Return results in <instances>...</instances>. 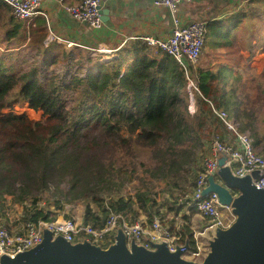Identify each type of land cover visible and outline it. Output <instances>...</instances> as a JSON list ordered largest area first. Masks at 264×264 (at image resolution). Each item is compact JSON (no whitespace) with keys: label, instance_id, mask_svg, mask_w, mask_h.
Wrapping results in <instances>:
<instances>
[{"label":"trees","instance_id":"16d2710c","mask_svg":"<svg viewBox=\"0 0 264 264\" xmlns=\"http://www.w3.org/2000/svg\"><path fill=\"white\" fill-rule=\"evenodd\" d=\"M10 9L0 0V18L1 11L8 14ZM245 9L229 25L206 22V45L229 46L233 31L244 18H249L245 32H253V28L261 32L264 0H249ZM250 17L257 18L258 24H252ZM8 19L11 27L5 40L21 38L26 22L14 16ZM47 29V19L37 18L31 23V41L50 57L44 63L64 62V73L56 69L49 73L43 63L24 68L5 65L0 59V203L8 195L16 202L33 201L27 219L56 218L50 217L52 211L37 206L38 195L53 190L57 208L65 202L91 200L94 206H86L84 223L94 228H102L111 211L131 221L144 213L152 223L162 213L149 183L157 180L173 195H180L179 203L169 206L178 209L203 171L205 158L198 162L200 150L216 136L234 142L235 136L214 109L228 111L240 130L253 138L264 136L259 127L264 68L253 75L252 84H238L242 73L227 63L192 69L199 89L193 91L196 111L192 113L185 70L146 39L125 43L109 59L82 46L52 54L50 42H45ZM251 40L249 36V47ZM20 101L42 111V119L4 111ZM132 179L142 180V185L127 194L125 188ZM179 233L183 240L193 237L188 226Z\"/></svg>","mask_w":264,"mask_h":264},{"label":"built area","instance_id":"2783aa9c","mask_svg":"<svg viewBox=\"0 0 264 264\" xmlns=\"http://www.w3.org/2000/svg\"><path fill=\"white\" fill-rule=\"evenodd\" d=\"M10 8L16 20L30 23L36 16L42 13L44 0H3ZM193 0H155L158 6L168 7L174 15V29L166 39L146 37L150 45L160 48L164 53L173 56L179 65L185 70L188 77V87L199 91L196 80L193 78L192 69H196L204 49L206 47L207 27L205 21H190L181 23L175 16L180 6ZM101 0H78L75 5L66 7V10L76 19L88 23L94 29H100L104 25L101 12ZM53 37H47L46 43ZM69 46L73 43L68 42ZM192 105L190 112L196 111V104L191 94ZM218 117L225 123L227 129L235 136L234 142L222 140L216 136L210 142V154L203 161V171L197 179L196 186L189 198L183 204L196 209L205 219L206 224L193 237H184L180 230L170 229L161 217H155L153 222L145 225L140 219L131 221L122 213L111 211L102 228H94L90 224L79 222L75 219L39 220L35 222L26 219L18 228H11L0 219V257L2 255L15 256L16 254L31 249L42 242L44 229L53 232L54 237L64 236L72 243L90 240L93 243L103 244L113 241V237L119 226H122L128 239H135L139 243L146 242L149 236L151 241H167L169 248L174 251L177 245L190 248L184 256L194 260H202L209 250V242L213 238L217 228H226L232 224L235 217L231 208L223 204L217 193L204 196V189L208 186V178L215 175L219 169L218 157L220 152L229 155L228 164L232 166L238 176L251 174L255 170L260 171L256 186L264 188V155L260 154L254 145L252 136L239 128L236 119L230 116L228 111L214 109ZM205 240H207L205 242Z\"/></svg>","mask_w":264,"mask_h":264},{"label":"water","instance_id":"95a60500","mask_svg":"<svg viewBox=\"0 0 264 264\" xmlns=\"http://www.w3.org/2000/svg\"><path fill=\"white\" fill-rule=\"evenodd\" d=\"M107 21L108 9L101 8ZM230 157L219 153V169L208 178L204 196L217 193L220 201L230 206L235 219L226 228H217L202 260L184 256L190 248L177 245L172 251L167 241H151L147 246L129 240L119 226L108 246L84 240L76 243L44 229L41 243L15 256L2 255L0 264H264V188L256 186L260 171L238 176Z\"/></svg>","mask_w":264,"mask_h":264},{"label":"crops","instance_id":"0c3cea01","mask_svg":"<svg viewBox=\"0 0 264 264\" xmlns=\"http://www.w3.org/2000/svg\"><path fill=\"white\" fill-rule=\"evenodd\" d=\"M77 1L44 0L42 13L30 22L34 24L39 17L47 19V37L49 34L50 37H53L50 39V49L53 48L52 54L69 53L70 50H76L82 46L92 53H100L103 59H109L116 56L118 51L129 41L145 39L146 37L166 39L174 29L173 13L168 7L156 5L155 0H101L102 8L108 9V14H106L108 20L104 21V25L100 29L92 28L88 23L76 19L66 10V7L75 5ZM248 1L193 0L181 5L175 16L180 18L181 23L224 21V24L229 25L236 14L246 11L245 7ZM68 42L73 43V45L69 46ZM259 56V61L256 58L250 62H247L249 59L240 61L233 57L221 62L229 64L236 70L235 72L241 73L242 68L249 66L250 63L252 68L257 70L260 67L258 70L261 71L264 67V52L260 53ZM242 80L246 82L248 79L242 77ZM253 140L256 150L264 154V136L259 139L253 138ZM160 210L165 224L168 227L173 226L170 227L173 230H181L188 226L193 233H196L206 224V219L188 204H184L178 209L176 207L175 210H171L170 207H164ZM84 215L85 213L77 215L75 218L79 222H84ZM139 219L145 225L150 224L147 215L144 213L140 214ZM19 225L14 224L12 226L11 224V228H18ZM149 238L146 236L145 240Z\"/></svg>","mask_w":264,"mask_h":264},{"label":"rangeland","instance_id":"374dc122","mask_svg":"<svg viewBox=\"0 0 264 264\" xmlns=\"http://www.w3.org/2000/svg\"><path fill=\"white\" fill-rule=\"evenodd\" d=\"M247 12L250 13V10ZM1 13L3 16L2 18H0V59H3L5 61V65H10L11 63H13L16 66L28 68L32 63H43L42 65L49 69V73L51 69H56L57 73L61 74L65 72V63L62 61L53 65H48V63H44L43 59L48 60L50 57L47 56L45 53L42 54L39 52L38 45L35 44L34 39H32L31 41V23L29 24L27 21H25L26 25L21 38L14 39L13 41L5 40L6 31L11 27L8 18L11 16L13 17V15L11 9L8 14L6 10L1 11ZM248 20L249 18H244L239 21L237 29L233 31L235 34L232 33L234 36L232 35V40L229 46L216 47L207 44L196 68H207L216 63H220L221 61L232 59L233 57L239 59L240 61H246L245 59H249V61L247 62L252 61L254 58H256L257 60L260 59L259 54L264 52V48L259 47L258 45H264V23L261 32H258L257 28H253V32H245L244 25L248 22ZM250 20L252 24H254L255 22L258 24L257 18L252 19L250 17ZM257 24L255 25L257 26ZM253 33L254 35H252ZM249 36L252 38L251 47H249L248 44ZM250 65L251 63L249 64V66L242 68L243 70L241 71L242 77H246L248 79L246 81L247 84H252L253 75L256 73H260L263 70L262 69L261 71H259L258 69H260V67H258L256 70ZM231 77L232 75L228 76V78ZM249 80H251V83H249ZM241 81L243 80H238V84H240ZM188 90L191 97V94H193V91L195 90L190 89L189 87ZM191 105L192 102L189 106ZM12 109L17 113H26L27 116L33 120H40L43 117L42 111L34 110L29 106V103L27 101H20L16 103L12 108H5L4 111L7 112ZM259 112L261 113L259 118V127L264 130V108L260 109ZM247 133L250 134V132ZM210 145L211 144L208 143L207 146L200 150V157L198 161L200 162V164L202 160L210 154ZM149 184L151 185V194L162 209H164V207H169L173 203H179V199L181 198V196L173 195L172 191L168 190L163 183H158L157 180H154ZM141 185L142 180L132 179V181H129V183L126 185L125 192L127 194L135 193L136 190L141 187ZM89 203L93 205L91 200H79L70 203L65 202L62 208H57L53 197V190L42 191L37 198V206H39L44 211H52L50 217H56L55 219L59 220L66 219V217H71L72 219L77 220L75 217H77V215H83V213H85L86 206ZM32 204L33 201L31 200H28L24 203L16 202L14 201V196L8 195L6 199L0 203V219L9 227H11V224L12 226L14 224H21L25 222V220L28 218V216L26 215V211L27 208H30L32 206ZM206 241L207 240H205V242Z\"/></svg>","mask_w":264,"mask_h":264},{"label":"bare ground","instance_id":"6f19581e","mask_svg":"<svg viewBox=\"0 0 264 264\" xmlns=\"http://www.w3.org/2000/svg\"><path fill=\"white\" fill-rule=\"evenodd\" d=\"M63 2V1H62ZM172 13V12H171ZM174 28V27H173ZM173 31V30H172ZM13 110V109H12ZM232 139V138H231ZM255 145V144H254Z\"/></svg>","mask_w":264,"mask_h":264}]
</instances>
